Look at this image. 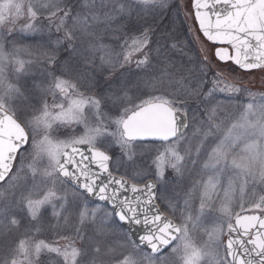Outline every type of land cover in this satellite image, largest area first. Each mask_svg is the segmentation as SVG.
Listing matches in <instances>:
<instances>
[{"label":"snow or ice","instance_id":"6c2138e0","mask_svg":"<svg viewBox=\"0 0 264 264\" xmlns=\"http://www.w3.org/2000/svg\"><path fill=\"white\" fill-rule=\"evenodd\" d=\"M167 7L168 0H0V236L8 237L0 264H168L161 254L174 241L177 264H264V194L256 195L257 187L264 193V93L224 79L237 69L264 73V0H188L225 66L216 71L208 55L188 66L169 60L153 28ZM101 22L119 51L99 43L93 26ZM26 35L41 38L19 43ZM10 70L16 81L34 71L41 81L13 82ZM241 93L247 102L234 103ZM173 181L191 184L180 223L157 203L175 215L157 195ZM200 231L206 239H197ZM116 233L128 255L106 243ZM51 254L58 259L41 260Z\"/></svg>","mask_w":264,"mask_h":264},{"label":"rangeland","instance_id":"374dc122","mask_svg":"<svg viewBox=\"0 0 264 264\" xmlns=\"http://www.w3.org/2000/svg\"><path fill=\"white\" fill-rule=\"evenodd\" d=\"M20 2H26V0H20ZM188 2V0H179V7H177V11L179 10V16L178 19H182L183 20V24L181 23L182 27H184L185 29V33H186V37L187 40L190 44V46L194 45V48L196 50V47H198V51L200 52L199 55H196L192 58L196 59V58H202L205 55H208L209 59H211L213 61V64L215 65L214 67V71L219 70L220 68L225 67L222 63L216 61L213 58L212 52H211V46L205 41V39L203 38V36H201V34L197 31L195 33H191L192 30L193 32L196 29V25L194 24V19L192 17V15L190 13H188V9L185 7L186 3ZM80 3L83 4V0H80ZM80 11H85L84 9H79ZM188 13V14H186ZM25 22V18L21 17L18 21H17V25L23 24ZM89 23L91 24V20L89 21ZM191 24V27H190ZM193 26V27H192ZM112 27H115V24L113 23ZM190 28H193L192 30H190ZM195 28V29H194ZM93 30L96 33V37L99 41V43L104 44V45H110L111 47H113L116 51H119V46H118V42L115 41L113 39V33L108 30V26L104 23H97L93 26ZM155 30V36L154 39L156 40H160L161 41V37L164 34V32L157 30L156 27H154ZM191 33V35H190ZM58 35H62V33H55L53 32V36L52 38L55 39ZM118 35V34H117ZM41 37L39 35H26L21 41H19V43L21 44H32L34 42H36L37 40H39ZM160 43V42H159ZM164 43V42H161ZM160 43V44H161ZM162 45V44H161ZM102 55V53L100 52H95L93 54L94 59L96 60L97 63H99V57ZM68 56L67 52H61L60 53V59H65ZM137 58H142L140 54L137 55ZM183 58V57H182ZM176 64H184L186 66H188V62L189 61H184L183 59H175ZM193 69L196 68L195 64L190 65ZM133 72L136 71V68H131ZM116 75H119V72L116 73ZM209 76H211V73H209ZM9 78L13 79V82H18L19 84H24V83H29L31 84L33 81L39 83L41 81V77L39 76L38 72H33L27 76H21L19 81H16L14 79V73L10 70L9 71ZM112 79H116V76H113ZM224 79L229 82V83H237L238 86L240 85L241 81L245 79V75H243L242 73H240L238 70H236L235 72L229 73L227 71L224 72ZM23 90V89H22ZM253 93L256 94H261L264 93V84H262L261 88L255 91H253L252 89H250ZM34 91V90H33ZM81 91H85L86 94L87 93L86 89H81ZM98 92V90H94V93ZM92 93V94H94ZM25 96H28V93H25ZM240 96L242 97V99H240L239 101H234V103H245L248 100V97L246 96V94L241 93ZM217 99L221 102H225V97L223 95L217 94ZM47 100L49 102V104L52 103L53 97L51 95H49L47 97ZM16 103L19 104H24L26 103L25 100L20 99L17 100ZM197 105L193 104V108H196ZM202 118L200 116V113L197 112V119ZM197 123V120H192L190 118V127L188 129V135L192 136V132H193V128L192 125ZM77 133H81L82 131V127H78L76 129ZM60 138H64L63 135L61 134ZM197 144V141L195 138H193L192 141V147L195 148ZM20 159V157H19ZM19 161V160H18ZM18 164V163H17ZM17 171V166L14 170L13 173H15ZM168 176H172V172L169 170V172L167 173ZM5 183L0 185V188H2L4 186ZM191 189V184L188 181H173L172 184L162 187L159 191V196L163 195L168 201H170L174 206H175V215H173V213L171 211H168L166 205L164 203H161V207L163 209V211L171 216L177 223H180V214L184 209V201L187 198V193L189 192V190ZM260 194H264L261 192V189L259 187L256 188V195H260ZM17 198H18V194H17ZM160 201V200H159ZM96 204L99 203H95L92 202V204L90 206H95ZM192 207L193 208H198L199 207V201L198 200H193L192 201ZM235 211H239L238 208L235 209ZM48 223H50L49 220L45 221V225H47ZM205 225L206 227L211 230L215 224L213 222V216H208L205 220ZM124 231V230H123ZM226 233L221 237V239L223 241H225L226 238ZM201 237H203L204 239H206L207 237L203 235V232L200 231L197 235V239H200ZM41 238H45L44 236H41ZM8 239V237L6 236H0V241L6 240ZM106 243L109 245H112L114 247H117L118 252L122 251L123 255H128L131 250L130 249H120L119 245L122 244L124 242V237L122 234L120 233H116V234H111L108 235L106 238ZM66 243H69V241L65 240ZM77 246H80V241H77ZM175 245V244H174ZM172 245L169 249H167V251H165V253L163 255L168 256V264H177L178 261V257H176L174 254L173 255H169L171 248L174 246ZM145 251V250H144ZM147 252V251H145ZM148 253V252H147ZM150 253V252H149ZM5 255V250L3 248H0V257H3ZM123 255L119 256L120 259L123 258ZM49 259L52 260H56L58 259L55 254H51V256L49 255H43L41 257V260L43 261H48Z\"/></svg>","mask_w":264,"mask_h":264},{"label":"trees","instance_id":"16d2710c","mask_svg":"<svg viewBox=\"0 0 264 264\" xmlns=\"http://www.w3.org/2000/svg\"><path fill=\"white\" fill-rule=\"evenodd\" d=\"M121 2H125V0H121ZM177 7H179V0H168V7L159 9L154 20L151 15L146 16V19L153 20V28L156 27L157 30L164 32L159 42H164L161 44L165 46V52L172 62H175V59H183L184 51L182 46L188 43L184 30L185 28L181 25L183 20L178 19L180 11H177ZM173 45H175V47H173ZM137 55L134 56V59H138ZM190 58L194 60L192 56H190ZM130 67L135 68V65L132 64ZM119 71H123V69L117 72Z\"/></svg>","mask_w":264,"mask_h":264},{"label":"flooded vegetation","instance_id":"af4514ba","mask_svg":"<svg viewBox=\"0 0 264 264\" xmlns=\"http://www.w3.org/2000/svg\"><path fill=\"white\" fill-rule=\"evenodd\" d=\"M195 21V20H194ZM194 24L196 25V29L194 32L192 30L191 33H195L197 31V33L199 32L198 30V25L197 22L195 21ZM191 27V24H190ZM193 27V26H192ZM193 29V28H191ZM195 29V28H194ZM190 33V35H191ZM201 34V32H199ZM202 36V34H201ZM204 38V37H203ZM205 39V38H204ZM206 41V40H205ZM207 42V41H206ZM210 46H211V52L213 53L215 50V45L211 44L210 42H207ZM184 51L186 52H190L193 53V56L199 55V51H198V47H196V50L194 48H192L191 46H186L183 48ZM214 58V57H213ZM221 63V62H220ZM235 67V66H232ZM240 73H242L243 75H245V79L241 81V84L247 88H259L262 85V77L264 76V73L261 72V70H253L251 73H246L243 72L242 70L237 69ZM18 161V159H17ZM16 161V163H17ZM16 165V164H15Z\"/></svg>","mask_w":264,"mask_h":264},{"label":"water","instance_id":"95a60500","mask_svg":"<svg viewBox=\"0 0 264 264\" xmlns=\"http://www.w3.org/2000/svg\"><path fill=\"white\" fill-rule=\"evenodd\" d=\"M14 163V162H13ZM157 195H158V193H157ZM93 201H95V200H93ZM96 202H99V201H96ZM101 203H103V202H101ZM157 203H158V200H157ZM243 214V213H242ZM247 214H253V213H247ZM172 219V218H171ZM125 228H127L126 226H125ZM133 239L135 240V239H137V237L136 236H133ZM171 245H169L168 246V248L170 247ZM145 249H147V248H145ZM167 248H165L164 250H166ZM148 251H150L151 252V250L150 249H147ZM163 250V251H164Z\"/></svg>","mask_w":264,"mask_h":264},{"label":"bare ground","instance_id":"6f19581e","mask_svg":"<svg viewBox=\"0 0 264 264\" xmlns=\"http://www.w3.org/2000/svg\"><path fill=\"white\" fill-rule=\"evenodd\" d=\"M124 230V229H123ZM125 231V230H124ZM165 253V252H164ZM164 253H162L161 255H163Z\"/></svg>","mask_w":264,"mask_h":264}]
</instances>
